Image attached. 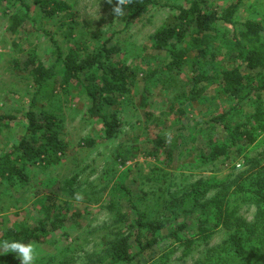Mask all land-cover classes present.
<instances>
[{
  "label": "rangeland",
  "instance_id": "rangeland-1",
  "mask_svg": "<svg viewBox=\"0 0 264 264\" xmlns=\"http://www.w3.org/2000/svg\"><path fill=\"white\" fill-rule=\"evenodd\" d=\"M23 1L29 7L28 20L16 35H11L8 19L18 10L24 11V7L0 0V116L11 118L0 124V155L10 151L25 134L22 118L35 91L31 78L18 71L14 61H22L25 53L34 51L50 68L54 62L50 38L59 43L63 52L70 48L90 52L109 39V44L118 46L119 59L134 71L136 79L130 96L104 109L107 115L115 113L119 123L111 139L103 137L100 120L88 113V101L77 88L66 94L58 91L51 104L44 107L60 119L58 132L67 150L57 165L29 166L25 184L0 179V242L9 227L38 225L44 218V198L51 197L45 206L64 219V224L47 239L35 242L39 251L36 264H109V243L119 232L129 236L137 212L147 216L142 229L145 241L168 236L181 225L185 227L179 233L180 240H160L137 256L135 262L241 264L229 239L237 222H253L256 208L252 203L239 199L230 226L221 227L206 242L194 237L199 219L195 208L178 206V201L200 181H220L230 186L242 172L264 177V130L257 132L251 144L230 146L218 159H208L211 145L226 141L224 129L213 119L225 114L234 102L220 95L216 85L199 101H187L191 59L179 76L155 73L164 56L152 50L151 37L175 16L163 4L187 7L189 0H157L159 5L130 24L126 23L127 8L122 17L113 13L116 0H61L68 9L53 16H45L34 0ZM230 2L210 0L208 8L220 12ZM238 15L242 20L264 24V0L245 2ZM14 42L24 53H18ZM219 60L223 67H233L226 63L224 52ZM46 101L39 96L36 110L42 109ZM253 106L250 101L227 121L244 122ZM159 139L165 146L157 144ZM118 182L128 189L129 196L119 195L115 189ZM55 189V194L50 193ZM215 193L217 190L209 191L200 204ZM112 201L118 203L123 215L120 219L108 210ZM151 228L152 232L148 231ZM185 238L192 242L188 247ZM129 244L135 254L132 238ZM255 246L254 254L249 256L253 264H264V243L261 248ZM4 253L0 249V256ZM15 264H19L18 258Z\"/></svg>",
  "mask_w": 264,
  "mask_h": 264
},
{
  "label": "trees",
  "instance_id": "trees-1",
  "mask_svg": "<svg viewBox=\"0 0 264 264\" xmlns=\"http://www.w3.org/2000/svg\"><path fill=\"white\" fill-rule=\"evenodd\" d=\"M10 1L24 7V11L20 9L8 19L7 29L11 35H16L28 20L29 7L23 0ZM209 1L189 0L187 7L163 4L171 9L175 16L172 22L153 33L151 48L164 56L159 71L155 72L158 75L163 73L179 76L191 59L192 76L190 89L185 96L187 101L191 103L199 101L210 87L216 85L220 95L234 102L225 114L213 119L214 123L220 125L226 133L225 143L211 145L208 159L216 160L226 154L230 146L251 144L257 132L264 130V73H262L264 24L242 20L239 17L240 7L249 0H231L220 12L208 8ZM34 2L45 16H53L68 9L66 3L61 0H34ZM156 5H159L157 0H133L126 6L129 13L126 23H132ZM50 42L54 49V62L50 68L38 59L34 51L25 53L22 61H14L15 68L26 72L31 78L35 91L29 100L28 110L22 118L26 125L25 134L10 151L0 155V179L8 183L25 184L29 166L47 168L57 165L66 153V144L58 132L61 127L60 119L44 109L57 97L58 91L66 94L70 89L77 88L79 93L86 97L88 113L100 120L105 139L114 136L119 123L115 113L107 115L104 109L116 106L120 100L132 93L136 74L119 59V48L109 44V39L90 52L75 48L63 52L53 37L50 38ZM14 47L19 54L24 53L16 42ZM222 52L227 55L226 63L233 67H223L221 61H218ZM242 70L250 73L244 74ZM39 96L45 97L47 101L43 103L42 109L36 110ZM142 97L145 103V95L143 94ZM250 101L254 104L253 110L245 114L244 122L227 121L230 116L241 112ZM4 120L9 121L11 118L0 116V124ZM157 144L161 147L165 146L161 139ZM203 156L206 157L201 154V157ZM247 173H239L230 186L220 181L214 183L209 180L200 181L178 201V206L188 208L190 206L199 214L194 237L203 242L221 227L230 226L239 199L252 203L256 208L253 222L251 224L237 222L239 224L229 239L233 254L241 264H253L249 255L254 254L255 244L261 248L264 243V177L261 175L250 177ZM115 189L121 197L130 194L119 182ZM211 190H217V193L200 204ZM56 192L57 189L50 193ZM49 198L51 199V197L44 198V218L38 221V225L33 228L22 224L9 227L2 234L1 242L4 240L40 242L62 227L64 219L53 215L45 206V201ZM117 204L114 201L110 202L108 210L114 213L116 219H120L123 215ZM136 217L135 222L130 226L129 236L124 237L123 233L119 232L116 239L109 243V264H140L138 261L135 262L137 256L148 248H154L160 240L170 238L174 241L180 240L179 233L185 227L181 225L168 236L153 237L145 241L142 229L147 216L137 212ZM148 231L152 232V228ZM130 238L136 243L135 254L131 253ZM184 240L186 247L192 243L187 238ZM16 259L14 253H4L0 256V264H15Z\"/></svg>",
  "mask_w": 264,
  "mask_h": 264
},
{
  "label": "clouds",
  "instance_id": "clouds-1",
  "mask_svg": "<svg viewBox=\"0 0 264 264\" xmlns=\"http://www.w3.org/2000/svg\"><path fill=\"white\" fill-rule=\"evenodd\" d=\"M111 2L112 0H108V3ZM132 2L133 0H116V5L112 9L115 16H124V9ZM77 198L79 199L80 197ZM0 249H2L6 254L14 253L19 259V264H36L39 255L38 245L35 242L25 243L17 240H4L0 242Z\"/></svg>",
  "mask_w": 264,
  "mask_h": 264
}]
</instances>
